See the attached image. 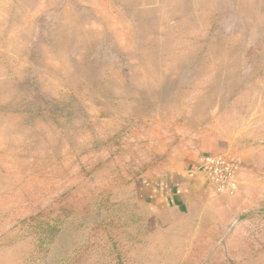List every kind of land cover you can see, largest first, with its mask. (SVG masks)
Listing matches in <instances>:
<instances>
[{
  "label": "rangeland",
  "instance_id": "obj_1",
  "mask_svg": "<svg viewBox=\"0 0 264 264\" xmlns=\"http://www.w3.org/2000/svg\"><path fill=\"white\" fill-rule=\"evenodd\" d=\"M0 264H264V0H0Z\"/></svg>",
  "mask_w": 264,
  "mask_h": 264
}]
</instances>
